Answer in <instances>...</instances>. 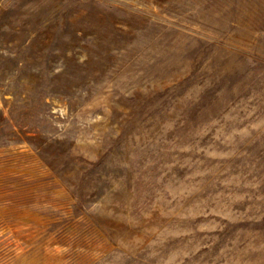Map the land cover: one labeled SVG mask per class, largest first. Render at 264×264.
Segmentation results:
<instances>
[{
  "label": "rangeland",
  "instance_id": "1",
  "mask_svg": "<svg viewBox=\"0 0 264 264\" xmlns=\"http://www.w3.org/2000/svg\"><path fill=\"white\" fill-rule=\"evenodd\" d=\"M0 264H264V0H0Z\"/></svg>",
  "mask_w": 264,
  "mask_h": 264
}]
</instances>
